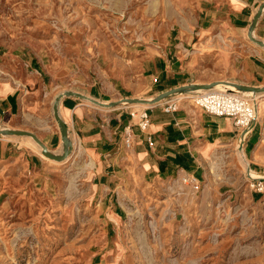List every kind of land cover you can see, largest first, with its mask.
I'll use <instances>...</instances> for the list:
<instances>
[{"label": "crops", "instance_id": "0c3cea01", "mask_svg": "<svg viewBox=\"0 0 264 264\" xmlns=\"http://www.w3.org/2000/svg\"><path fill=\"white\" fill-rule=\"evenodd\" d=\"M263 2L195 0L185 13L181 8L177 14L167 13L171 20L161 21L144 40L110 43L92 57L83 52L72 60L55 61L41 50L13 54L0 49V127L29 130L60 154L63 140L53 100L63 91L111 102L152 97L191 83L264 86V48L247 36ZM262 10L254 36L264 42ZM131 106L103 107L78 96H62L58 114L72 149L61 165L64 160L42 155L30 136L0 135V184L9 190L8 200L19 196L16 201L27 211L31 202L56 192L64 177L82 180L100 219L104 247L113 246L114 239H109L127 212L133 189L148 191L150 183L183 173L195 176L200 185L207 179V160L218 148L233 146L240 133L231 118L210 116L189 100L171 112L159 103L149 106L146 131L132 127V143L126 148L123 128L131 122ZM248 132L245 154L251 167L264 172V122L258 118Z\"/></svg>", "mask_w": 264, "mask_h": 264}, {"label": "rangeland", "instance_id": "374dc122", "mask_svg": "<svg viewBox=\"0 0 264 264\" xmlns=\"http://www.w3.org/2000/svg\"><path fill=\"white\" fill-rule=\"evenodd\" d=\"M194 1L0 0V49L41 50L55 61L83 52L92 57L110 43L144 40L171 20L167 13H185ZM263 95L255 106L264 122ZM239 136L207 160L198 191L182 185L180 176L150 183L141 193L133 189L109 239L113 246L104 247L82 180L64 177L56 192L27 211L15 194L9 203L10 192L0 184V264H264V172L241 159Z\"/></svg>", "mask_w": 264, "mask_h": 264}, {"label": "built area", "instance_id": "2783aa9c", "mask_svg": "<svg viewBox=\"0 0 264 264\" xmlns=\"http://www.w3.org/2000/svg\"><path fill=\"white\" fill-rule=\"evenodd\" d=\"M181 97L187 99L191 98L196 106H199L203 112L210 116L231 118L233 120V125L240 132L239 135L251 124V121L256 119V114H254V102L258 98L252 94L243 95L238 90L229 91L223 89L198 93L196 95H182ZM181 97H174L165 100L163 102V110L166 112L175 111L184 100V98L183 100L180 99ZM149 106L142 107L133 105L129 107L128 115L131 122L123 128L124 145L126 148H129L132 143L133 126H136L141 132L147 130L150 122L148 114ZM180 182L182 185L188 186L193 192L198 191L200 188L197 178L187 173H183V175L180 176ZM256 184L262 185L260 181Z\"/></svg>", "mask_w": 264, "mask_h": 264}, {"label": "water", "instance_id": "95a60500", "mask_svg": "<svg viewBox=\"0 0 264 264\" xmlns=\"http://www.w3.org/2000/svg\"><path fill=\"white\" fill-rule=\"evenodd\" d=\"M264 8V2L259 4L258 8H257V12L256 14L253 16L250 25H249V29H248V39H250L252 42H254L255 44L261 46L264 48V42H262L261 40L257 39L254 36V29H255V24L260 16V14L262 13V9ZM217 84H223V85H227V86H231L234 87L235 90L241 91V92H248V93H252V94H257V95H262L264 94V86H254V85H243L240 83H236V82H229V81H215V82H211V83H198V84H183L180 85L179 87H174V88H170V89H166L163 92L152 96V97H146V98H136V97H129V98H123L117 101H111V102H103V101H99L97 99H92L89 98L85 95H83L80 92H74V91H63L61 93H59L53 100V117L57 122L58 128H59V132L61 134L62 140H63V144H62V151L60 154H55L53 152H51L46 145L44 144V142H42L33 132L29 131V130H22V129H16V128H5V127H0V135L3 136H30L32 137L36 143L39 145L40 150L42 155H46L49 158L61 162V160H66L69 156H70V152L72 149V142L70 137H68V133H67V127L63 121V119H61V117H59L58 114V104H59V99L62 96L65 95H73V96H78L80 98H84L87 99L88 101H91L93 104L96 103L97 105L103 106V107H112V106H116V105H136V104H146L148 103V105H155V104H159V103H163V101L169 99V98H174V97H178L181 95H189L192 94L198 90L201 89H212L215 87V85ZM264 96V95H263ZM262 97V96H261ZM255 123V120H253ZM253 121H251V124L245 128L241 135H240V139L243 136V133L247 130V129H251V125L253 123ZM253 123V124H254ZM248 133V132H247ZM246 136V135H245ZM245 138V137H244ZM243 140V141H242ZM245 139H241V143H244ZM264 179V178H263Z\"/></svg>", "mask_w": 264, "mask_h": 264}, {"label": "bare ground", "instance_id": "6f19581e", "mask_svg": "<svg viewBox=\"0 0 264 264\" xmlns=\"http://www.w3.org/2000/svg\"><path fill=\"white\" fill-rule=\"evenodd\" d=\"M216 87H222V88H229V89H233L234 87H231V86H227V85H223V84H217V85H215V87L214 88H212V89H201V90H198V91H196V92H194V93H192L193 95H196V94H198V93H203V92H209V91H218V90H223V89H215ZM213 89H215V90H213ZM225 90H227V89H225ZM231 91V90H230ZM233 91H237V90H235V88L233 89ZM249 94H252V93H246V95H249ZM253 96H255V97H257V98H259V96L260 95H257V94H252ZM263 95V94H262ZM179 97V96H178ZM182 98V97H181ZM180 98V99H181ZM185 98V97H184ZM258 100V99H257ZM257 100H255V102H254V114H256V118L259 116V114H258V110H257V108H256V106H255V104L257 105V103H256V101ZM137 106H142V107H146V106H149L148 105V103H146V104H136ZM241 140V139H240ZM237 150H238V153H239V155H240V157H241V159L244 161V162H247L248 161V159H247V156H246V154H245V150L243 149V144L241 143V142H239L238 144H237ZM62 164V163H61ZM260 178H264V176H261Z\"/></svg>", "mask_w": 264, "mask_h": 264}]
</instances>
